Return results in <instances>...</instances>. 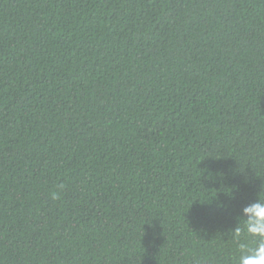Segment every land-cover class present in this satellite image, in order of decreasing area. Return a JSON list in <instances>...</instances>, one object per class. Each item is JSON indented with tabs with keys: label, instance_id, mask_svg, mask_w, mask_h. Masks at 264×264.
I'll return each instance as SVG.
<instances>
[{
	"label": "trees",
	"instance_id": "16d2710c",
	"mask_svg": "<svg viewBox=\"0 0 264 264\" xmlns=\"http://www.w3.org/2000/svg\"><path fill=\"white\" fill-rule=\"evenodd\" d=\"M261 185L264 0H0V264H237Z\"/></svg>",
	"mask_w": 264,
	"mask_h": 264
},
{
	"label": "clouds",
	"instance_id": "9594fccd",
	"mask_svg": "<svg viewBox=\"0 0 264 264\" xmlns=\"http://www.w3.org/2000/svg\"><path fill=\"white\" fill-rule=\"evenodd\" d=\"M261 192H264V185H261ZM260 193L255 201L242 207L240 215L236 217V227L230 232L239 250L237 264H264V195ZM52 196L58 199L59 193L54 192ZM218 207L231 205L221 203ZM248 238H251L250 241Z\"/></svg>",
	"mask_w": 264,
	"mask_h": 264
}]
</instances>
